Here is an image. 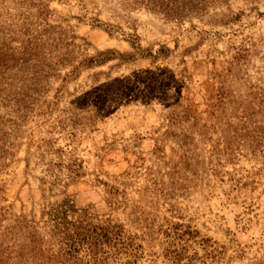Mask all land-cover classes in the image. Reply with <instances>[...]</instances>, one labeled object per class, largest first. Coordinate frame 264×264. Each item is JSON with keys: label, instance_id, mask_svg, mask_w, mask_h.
<instances>
[{"label": "rangeland", "instance_id": "1", "mask_svg": "<svg viewBox=\"0 0 264 264\" xmlns=\"http://www.w3.org/2000/svg\"><path fill=\"white\" fill-rule=\"evenodd\" d=\"M7 1L13 7L18 0ZM41 1L52 20L66 19L90 50L129 52L131 38L147 52L167 50L156 59L111 61L70 83L62 109L94 72L128 79L121 99L95 123L73 126L74 136L66 135L70 127H49L58 112L29 122L19 151L0 172L6 204L38 213L43 203L66 196L118 219L141 245L137 264H176L167 250L171 242L186 249L180 264H264V173L255 174L259 165L249 155L227 164L215 154L225 143L239 145L237 117L256 92H264V0L218 6L219 18H235L225 25L198 15L165 20L156 3L134 0ZM218 94L226 97L223 103ZM175 103L192 110L187 121L169 118ZM181 133L194 138L192 146H183ZM40 138L52 144L42 158ZM50 161L62 167L49 177ZM72 164L75 175L64 168ZM42 179L59 183L44 197ZM112 188L117 194H110ZM188 230L197 231L194 239ZM176 231L185 233L178 238Z\"/></svg>", "mask_w": 264, "mask_h": 264}, {"label": "trees", "instance_id": "2", "mask_svg": "<svg viewBox=\"0 0 264 264\" xmlns=\"http://www.w3.org/2000/svg\"><path fill=\"white\" fill-rule=\"evenodd\" d=\"M228 1L134 0L135 4L156 3L157 14L165 20L198 15L208 24L221 25L235 20L227 16L219 18L220 14L215 9L227 5ZM245 1L252 6L261 2ZM10 3L13 7L7 0H0V172L9 166L19 151L21 144L18 140L25 134L29 122L38 123L37 119H49L58 112L49 127L54 129L57 126L62 130L65 129L63 127H70L71 131L66 135L72 137L73 126H87L98 121L101 113L116 104L127 89V78L125 81L110 80L107 71L94 72L90 76V84L82 88L80 96L76 100L69 99L68 105L60 108L64 95L70 94L67 86L83 72L103 67L114 60L126 64L136 59H156L164 56L167 50L161 48L157 53L147 52L137 38L129 40V52L90 50L89 43L75 33L66 19L59 22L52 20L53 14L45 2L18 0ZM101 75L105 77L104 83L99 80ZM217 98L219 103L226 99L222 94H218ZM180 107L179 103H175L169 111V118L180 117V120L187 121L192 116L189 114L192 110L185 107L182 111ZM88 112L91 113L89 117L81 115H88ZM237 120L240 127L235 134L239 145L225 143L215 154L227 164H234L238 157L249 155L259 165L255 174H262L264 92L255 93L252 100L243 106L242 115ZM180 135L184 147L192 146L193 137L189 138L186 133ZM39 141L36 149L38 157L42 158L43 153H49L48 148L52 144L44 138ZM69 143L68 139L64 147L68 148ZM215 148H218L217 144ZM49 163L45 172L50 177L48 173H52L54 168H58L59 172L62 165ZM28 165L26 161V167ZM64 168L74 175L77 170L75 164ZM40 183L43 197L59 184L56 180L45 179ZM117 190L112 188L110 194H117ZM6 202L0 186V264H137L141 257V245L121 221L78 207L66 196L60 201L43 203L38 213H26L23 209L14 211L12 204ZM176 233L180 238L185 232ZM187 233L190 239L198 234L196 230H188ZM174 239L177 238L173 237L170 241ZM167 250L173 263L180 264L186 258L183 245L175 248V242H171Z\"/></svg>", "mask_w": 264, "mask_h": 264}]
</instances>
